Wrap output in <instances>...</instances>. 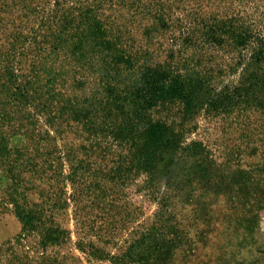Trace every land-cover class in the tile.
Instances as JSON below:
<instances>
[{
  "label": "rangeland",
  "instance_id": "rangeland-1",
  "mask_svg": "<svg viewBox=\"0 0 264 264\" xmlns=\"http://www.w3.org/2000/svg\"><path fill=\"white\" fill-rule=\"evenodd\" d=\"M52 1L0 0V52L14 43L16 28L23 33L17 40L37 30ZM121 2L105 12L117 16L127 47L210 75L207 94L193 106L170 99L147 113L178 134L204 176L186 177V191L178 183L169 188L174 226L148 236L166 177L150 188L128 144L72 121L32 120L10 136L14 171L0 159V264H264V106H208L247 70L264 69V0ZM217 21L248 28L255 38L248 44L262 55L248 45L204 42V25ZM16 175L19 183L12 182ZM16 202L37 218L23 224ZM141 236L164 238L163 254L136 255Z\"/></svg>",
  "mask_w": 264,
  "mask_h": 264
},
{
  "label": "trees",
  "instance_id": "trees-1",
  "mask_svg": "<svg viewBox=\"0 0 264 264\" xmlns=\"http://www.w3.org/2000/svg\"><path fill=\"white\" fill-rule=\"evenodd\" d=\"M121 1L53 0L48 10L43 9L37 30L19 40L17 36L23 33L12 30L14 43L0 52V159L14 171L17 160L11 155L15 148L9 146L10 136L39 118L48 125L57 120L72 121L91 134L108 135L128 144L133 165L145 172L150 188L156 187V178L166 177L156 219L147 230L151 236L165 233L174 220L168 208L172 201L166 198L169 188L178 183L180 191H186L180 188L186 177L204 175L178 134L165 123L151 120L148 110L170 99L193 106L207 94L211 79L194 64L179 66L167 59L153 62L148 58V48L138 51L127 47L117 16L105 12L113 5H122ZM225 24L217 21L204 25L203 41L240 48L255 40L248 28ZM227 31L224 38L222 34ZM259 51L264 55V50ZM208 101V106L216 109L240 102L264 106V69L247 70L238 84ZM71 173L73 170L67 177ZM20 179L16 175L12 182L19 183ZM15 213L23 224L37 218V213L22 202H16ZM148 236L133 243L136 255L147 249L148 253L156 249L163 254L165 239L149 242ZM169 242L174 243L175 236Z\"/></svg>",
  "mask_w": 264,
  "mask_h": 264
}]
</instances>
